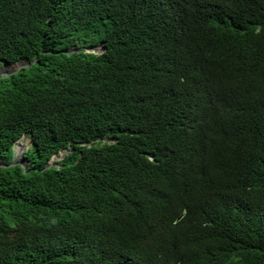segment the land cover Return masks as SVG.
Wrapping results in <instances>:
<instances>
[{"label":"trees","instance_id":"obj_1","mask_svg":"<svg viewBox=\"0 0 264 264\" xmlns=\"http://www.w3.org/2000/svg\"><path fill=\"white\" fill-rule=\"evenodd\" d=\"M25 61L0 264H264V0H0V68Z\"/></svg>","mask_w":264,"mask_h":264},{"label":"water","instance_id":"obj_2","mask_svg":"<svg viewBox=\"0 0 264 264\" xmlns=\"http://www.w3.org/2000/svg\"><path fill=\"white\" fill-rule=\"evenodd\" d=\"M79 50L80 49L76 50V52H79ZM103 50L104 49H102V45H99V46L87 48L86 49V52H88V53H94V54H100V53H102ZM27 64H28L27 61L16 63L14 66L16 68H18V69H16V70H10L9 71L10 66L6 62H3L2 66L0 68V76H7V75L14 74V73L18 72L20 69H22L25 66H27ZM26 138H29L30 139V136L24 135V136H22L21 139H19L18 141L15 142V144L13 146L14 153H13L12 162L9 165H5V163L0 162V166L1 167H14V166H17V165L24 166V164H25V161H24V151H25V149H23V151L21 152V154L17 155V153H16V146L18 145L19 141L25 140ZM31 146H33L32 142H31ZM67 153L68 152L66 150H64V151H61L58 154L54 155L49 160V162H48V164L46 166V169H50L51 167L56 166V163L58 161H60Z\"/></svg>","mask_w":264,"mask_h":264},{"label":"bare ground","instance_id":"obj_3","mask_svg":"<svg viewBox=\"0 0 264 264\" xmlns=\"http://www.w3.org/2000/svg\"><path fill=\"white\" fill-rule=\"evenodd\" d=\"M31 144V140L28 138V139H25L23 140L21 143H19L16 148H17V155L21 154V152L23 151V149H27V146Z\"/></svg>","mask_w":264,"mask_h":264},{"label":"rangeland","instance_id":"obj_4","mask_svg":"<svg viewBox=\"0 0 264 264\" xmlns=\"http://www.w3.org/2000/svg\"><path fill=\"white\" fill-rule=\"evenodd\" d=\"M88 45H90V44H88ZM16 69H18V68H16L15 66H12V67L9 68V71H10V70H16ZM28 150H29V151H28ZM16 151H17V148H16ZM32 151H33V149H32V147H31V144H29V145L27 146V149H25L24 153H26V155H28V156H31L30 153H32ZM13 153H14V149L12 148V159H13ZM24 166H25V164H24Z\"/></svg>","mask_w":264,"mask_h":264}]
</instances>
